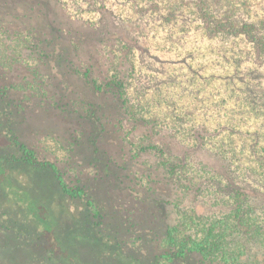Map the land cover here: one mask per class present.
I'll list each match as a JSON object with an SVG mask.
<instances>
[{
	"label": "rangeland",
	"instance_id": "1",
	"mask_svg": "<svg viewBox=\"0 0 264 264\" xmlns=\"http://www.w3.org/2000/svg\"><path fill=\"white\" fill-rule=\"evenodd\" d=\"M30 1L0 0V84L16 90L5 88L9 96L28 99V107L50 106L55 88L44 46L53 47V34L41 4ZM45 1L56 4L69 37L55 53H76L78 33L92 34V50H79L72 60L81 73L91 67L99 81L119 76L125 83L138 121L113 120L107 138L118 142L120 162L139 152L133 184L168 199L162 206L154 198L139 202V218H147V227L170 223L183 245L201 243L204 264H264V0ZM74 96L76 107L88 106L82 89ZM28 128L71 175L112 201L92 182L93 166L68 162L67 136ZM12 176L16 192L3 184L0 197V264H49L51 252H44L37 221L20 205L17 190L47 201L64 231L78 225L85 202L61 193L45 170L16 167ZM128 199L117 197L116 210L123 214L132 203L134 212L138 205ZM140 229L146 231L139 225L138 246L130 233L121 240L124 252L144 264L165 239L143 241ZM82 232L76 246H98L89 224Z\"/></svg>",
	"mask_w": 264,
	"mask_h": 264
},
{
	"label": "trees",
	"instance_id": "2",
	"mask_svg": "<svg viewBox=\"0 0 264 264\" xmlns=\"http://www.w3.org/2000/svg\"><path fill=\"white\" fill-rule=\"evenodd\" d=\"M30 2L33 5L41 4L43 17L53 34V38L50 39L53 47L49 49L46 43L44 56L49 63H52L50 72L55 88V100L50 106L37 101L36 107H28L27 104H30L28 99H19L16 94L9 96L8 92L7 94L4 92L5 88L16 90L10 85L3 87L0 84V197L7 191L2 188L3 184L12 189V192H16V180L13 179L12 173L14 168L22 167L49 172L52 174L54 186L61 193L85 202V211L81 218L75 220L78 225L74 229L72 228L74 225H68L64 231L51 218L47 201L22 192L20 188L17 190L21 195L20 205L24 206L30 216L37 221L44 252H51L49 264L50 262L139 264L137 256L124 252L121 240V234L130 233L136 237L135 245L138 246L139 225L146 230L140 229L144 231L141 237L143 241L147 239L156 244L160 238L165 239V245L158 250L151 261L144 264H204L206 252L201 243L189 247L183 245L174 238L170 223H163L161 220L160 228H157L158 225L147 227L145 223L147 218L144 220L139 218V202L144 204L154 198L158 206H162L168 203V199L164 194H149L144 189H140L138 184V187L133 184V177L136 175L133 170L139 163V152L120 162L115 154V151H119L118 142L107 138L113 120L125 119V122L133 121V123L138 121L128 107L124 81L119 76L99 81L91 76V67L81 73L78 61L72 60L71 57L78 56L79 50L86 53L92 50L90 45L92 34L86 36L84 32L78 33L80 42L76 53L70 51L55 53L56 50L53 49L60 43H69V37L63 32L62 18L56 12V4L45 0ZM76 88L82 89L87 94L88 106L85 109L76 107L77 99L74 96ZM102 101L106 105H103ZM49 122L56 126L49 125ZM29 124H33L35 130L47 131L52 128L54 132L48 131V133L56 135L62 133L67 136L72 143L68 162L74 166H93L96 174L92 182L100 185L99 193L103 194L102 189L104 192L107 191V194L112 196V201L111 199L105 201L97 196L90 189V183L77 175H71L67 170L68 166L57 161L37 145L28 128ZM125 194L129 196L128 201L136 202L138 206L135 205L136 210L130 212V209H133L131 203V207L125 208L122 214L116 210L114 203L117 197L124 198ZM125 212H129L128 218L123 217ZM87 224L95 230L96 238L93 242L100 249L95 244L97 247L89 248L87 251L76 246L73 241L74 237L77 239L84 237L82 230ZM107 236L109 237L106 241ZM160 259L165 261L161 262Z\"/></svg>",
	"mask_w": 264,
	"mask_h": 264
}]
</instances>
